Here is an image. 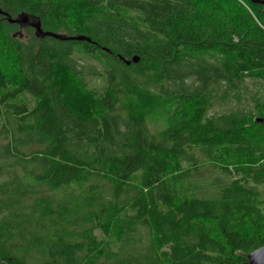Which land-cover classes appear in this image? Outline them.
<instances>
[{
  "label": "trees",
  "instance_id": "1",
  "mask_svg": "<svg viewBox=\"0 0 264 264\" xmlns=\"http://www.w3.org/2000/svg\"><path fill=\"white\" fill-rule=\"evenodd\" d=\"M0 10L12 60L0 64V264H246L264 247L263 5L0 0ZM23 15L91 42L8 21ZM88 58L108 84L80 99ZM206 169L213 177L198 175ZM185 182L200 195L187 197Z\"/></svg>",
  "mask_w": 264,
  "mask_h": 264
},
{
  "label": "rangeland",
  "instance_id": "2",
  "mask_svg": "<svg viewBox=\"0 0 264 264\" xmlns=\"http://www.w3.org/2000/svg\"><path fill=\"white\" fill-rule=\"evenodd\" d=\"M23 33H24V37H25V42L30 43V41H32L31 40L32 34H30L29 31L28 32L23 31ZM3 63L5 64V67L10 68L12 65V60H11L10 55H7L4 53V51L0 50V64H3ZM81 63L84 66L85 72L88 73L89 76H86V78L83 79L82 83H78V85H76L74 87V93L80 99H82L84 97V94H86V92H85L86 88L88 91L98 93V92H102L108 84V79H106L102 75H92V76L90 75V73H91L90 71L92 68L99 69L97 67V66H99L97 62L93 61L91 58H88L87 60H84ZM26 102L29 105V107L32 106L33 102L28 97L26 99ZM223 109L224 108H222V107H216V109L214 111H216L217 113H221V112H223ZM148 128L151 132H158L163 127L161 124L155 123L153 121H148ZM185 168L189 169L190 167L188 165H185ZM202 171H203L202 173L198 174L200 177L206 176L208 178L209 173L213 177V173L210 170L206 169V170H202ZM202 183H205V182L202 181ZM182 185L183 184H181L179 186V189L181 191L183 190V192L185 193V195L187 197H198L200 195L199 191H195L193 188L190 189V185L187 182H185L183 187H182ZM96 234H97L98 239L101 240L103 237L102 233H100V231H98V232H96Z\"/></svg>",
  "mask_w": 264,
  "mask_h": 264
},
{
  "label": "water",
  "instance_id": "3",
  "mask_svg": "<svg viewBox=\"0 0 264 264\" xmlns=\"http://www.w3.org/2000/svg\"><path fill=\"white\" fill-rule=\"evenodd\" d=\"M255 3L264 6V0H253ZM1 15H6L2 10H0ZM8 17V16H7ZM8 21L12 24H20L22 26H31L35 32L36 36L40 38H47L51 37L53 39L59 41H84V42H91V40L84 36L79 37H68L66 35H60L52 32H46L42 29V25L39 20L34 18L28 17L26 15L19 16L17 19L8 18ZM126 65H130L132 63L137 64L140 60L139 57H133L131 60L123 59L119 57ZM247 263L246 264H264V247L250 253L247 256Z\"/></svg>",
  "mask_w": 264,
  "mask_h": 264
}]
</instances>
